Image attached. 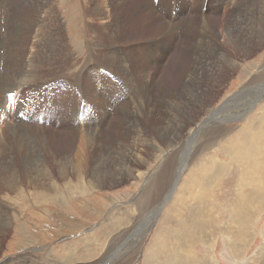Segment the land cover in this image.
I'll return each mask as SVG.
<instances>
[{
  "label": "rangeland",
  "instance_id": "1",
  "mask_svg": "<svg viewBox=\"0 0 264 264\" xmlns=\"http://www.w3.org/2000/svg\"><path fill=\"white\" fill-rule=\"evenodd\" d=\"M20 1L0 0V134L30 128L48 149L23 139L5 150L2 166L24 182L0 195V264H264V208L252 242L236 246L244 213L231 218L230 203L256 191L237 161L264 138V0ZM32 173L57 186L38 188ZM205 216L211 227L181 231Z\"/></svg>",
  "mask_w": 264,
  "mask_h": 264
},
{
  "label": "bare ground",
  "instance_id": "2",
  "mask_svg": "<svg viewBox=\"0 0 264 264\" xmlns=\"http://www.w3.org/2000/svg\"><path fill=\"white\" fill-rule=\"evenodd\" d=\"M20 1V0H19ZM22 1V0H21ZM20 1V2H21ZM15 2V1H14ZM41 4V3H40ZM40 7L42 6V5H39ZM10 8V7H9ZM42 8V7H41ZM48 8V7H47ZM51 8V7H50ZM30 9H31V7H30ZM33 9V8H32ZM264 9V8H263ZM46 11V10H45ZM8 12H10V11H8ZM12 12V11H11ZM13 13V12H12ZM49 14V13H48ZM149 14V13H148ZM5 15V14H4ZM176 15V14H175ZM41 16V15H40ZM248 17V16H247ZM253 17V16H252ZM256 18V17H255ZM44 19V18H43ZM202 20V19H201ZM18 21V20H17ZM35 21V20H34ZM94 21V20H93ZM193 21V20H192ZM211 21V20H210ZM36 22V21H35ZM15 23H17V22H15ZM15 23L13 24V25H15ZM29 23V22H28ZM114 24V23H113ZM164 24V23H163ZM21 26V25H20ZM26 26V25H25ZM103 26V25H102ZM42 27V26H41ZM181 27V26H180ZM23 28V27H22ZM263 29H264V27H263ZM254 30H256V29H254ZM258 30V29H257ZM12 32V31H11ZM49 32V31H48ZM51 32V31H50ZM24 33V32H23ZM51 33H53V32H51ZM263 33H264V31H263ZM262 33V34H263ZM49 34V33H48ZM258 37H260V39H261V32H260V30H259V32H258ZM14 35V34H13ZM17 35V34H16ZM15 36V35H14ZM17 37V36H16ZM20 37V36H19ZM263 38H264V36H263ZM262 38V39H263ZM43 39V38H42ZM41 39V40H42ZM7 40V39H6ZM12 40V39H11ZM16 40V39H15ZM14 40V41H15ZM20 40V39H19ZM18 40V41H19ZM65 40V39H64ZM229 40V39H228ZM14 41H13V43H14ZM17 44V43H16ZM16 44H15V46H14V53L13 52H11V56H10V58L9 59H11V61H9V62H12L15 66L16 65H18V62H19V59L18 58H20V57H17L18 55H17V53L15 54V51L17 50L16 49ZM245 44V43H244ZM249 46V45H248ZM2 50V49H1ZM111 52V51H110ZM221 52V51H220ZM225 54H223V56H224ZM228 55V54H227ZM40 56V55H39ZM115 56V55H114ZM44 58V57H43ZM110 58V57H109ZM113 58V57H112ZM22 60V59H21ZM40 60H42V59H40ZM113 60V59H112ZM115 60V59H114ZM26 61V60H25ZM21 62V61H20ZM121 62V61H120ZM224 63H225V61H223ZM7 63V62H6ZM228 63V62H227ZM234 62H231V63H228V64H233ZM9 64V63H8ZM120 64V63H119ZM157 64V63H156ZM213 64V63H212ZM227 64V65H228ZM237 64V63H236ZM10 65H11V63H10ZM223 65V64H222ZM120 66V65H119ZM118 66V67H119ZM225 66H226V64H225ZM6 67V66H5ZM219 67V66H218ZM222 67V66H221ZM8 68V67H7ZM14 68V67H13ZM85 68V66L81 69V71L82 70H85L84 69ZM95 68V67H94ZM215 68V67H214ZM226 68V67H225ZM2 69V68H1ZM10 69H11V66H10ZM9 69V71H7L6 72V76H5V78L3 79V82L1 81V83H3V85H1V86H4V88H5V86L7 87V84L5 83V81L7 80V78H8V76H10V75H13V69H11L10 70ZM5 70V69H4ZM213 70V69H212ZM27 71V70H26ZM4 72V71H3ZM3 72L1 73V75H0V78L1 77H3ZM9 72V73H8ZM29 72V71H28ZM105 72V71H104ZM5 73V72H4ZM24 73V72H23ZM20 74V73H19ZM26 74V73H25ZM30 74V73H29ZM79 74V73H78ZM86 74V73H85ZM84 75V74H83ZM86 75H88V74H86ZM14 76V75H13ZM80 76V75H79ZM85 77V76H84ZM91 77V76H90ZM11 77H9V79H10ZM93 78V77H92ZM14 79V78H13ZM12 79V80H13ZM79 79V78H78ZM17 80V79H16ZM77 80V79H76ZM9 81V80H8ZM32 80H30V82H31ZM80 81V80H79ZM83 81V80H82ZM14 82V81H13ZM85 82V81H84ZM88 82V81H87ZM91 82V81H90ZM27 83H29V82H27ZM83 83V82H82ZM12 84V83H11ZM26 84V83H25ZM73 84V83H72ZM92 84V83H91ZM150 84V83H149ZM27 85H29V84H27ZM74 85V84H73ZM76 85H77V83H76ZM92 86V85H91ZM9 87H10V85H9ZM25 87V86H24ZM34 87V86H33ZM32 87V88H33ZM81 87V86H80ZM82 87H84V86H82ZM8 89H10V88H8ZM33 90H35V89H33ZM91 90V89H90ZM83 91V90H82ZM89 91V90H88ZM264 93V92H263ZM2 93H0V99L2 98L3 100H2V102H1V105H0V107H2V111H3V113H5V110L7 109V105L5 104V103H7V101L3 98V94L1 95ZM85 94H87V93H85ZM84 95V94H83ZM56 99V98H55ZM59 99V98H58ZM193 99V98H192ZM61 100V99H60ZM97 100V99H96ZM147 100V99H146ZM63 101V100H62ZM68 101H69V99H68ZM81 101V100H80ZM95 101V100H94ZM192 101V100H191ZM92 102V101H91ZM190 105V104H189ZM222 106V105H221ZM78 108V107H77ZM73 109V108H72ZM76 109V108H75ZM102 110V109H101ZM19 111V110H18ZM129 111H131V112H134V109H131V106H129ZM179 111V110H178ZM130 112V113H131ZM2 113V112H1ZM119 113V112H118ZM128 113V112H127ZM181 113V112H180ZM82 114V113H81ZM88 114V113H87ZM191 115V114H190ZM129 116H131V115H129ZM193 116V115H192ZM191 116V117H192ZM21 117V116H20ZM221 117V116H220ZM75 118V117H74ZM87 118V117H86ZM97 118V117H96ZM214 118H218V117H215V116H213V117H211L210 118V120H208V121H212L213 122V120L212 119H214ZM192 119V118H191ZM21 120V119H20ZM179 120V119H178ZM217 120V119H216ZM172 121V120H171ZM207 121V120H206ZM193 122V121H192ZM167 123V122H166ZM210 126V125H209ZM5 127V126H4ZM208 127V126H207ZM11 128V127H10ZM14 130H11L10 131V136L9 137H7L6 136V133L5 132H3L2 134H0V145L2 144V145H5L6 147H4V149H2V150H0V195H2V196H6L5 194L7 193V192H14V191H16V190H18L19 188H20V186H22L23 185V182H24V180H23V178H22V175L20 176V173H19V168L18 167H16V168H14L13 167V165L11 166V167H7V166H2V161H4L5 162V160L9 157V154L8 153H6L5 152V150L6 149H8L9 147L11 148V149H13V151H14V148H16V147H18V146H20L21 145V143H19V141H21V140H23V139H30V140H33L34 141V139H36L37 140V142H36V144L38 143V142H40V143H42L44 146H45V149L47 150L48 149V142H45V140L42 138V134L41 133H39V135L38 136H36V135H34L32 132H31V130H30V128H25L26 129V131H23V130H20V131H18V130H15V128L14 127H12ZM196 128V127H195ZM84 129V128H83ZM155 129H156V131H157V134H158V136H162V135H164L165 134V131L167 130V127H165V126H163L162 124H158L156 127H155ZM175 129V128H174ZM173 129V130H174ZM8 130H9V128H8ZM77 136H79V137H82V142H86V144H88V141L91 143V138L89 137L88 139H86V134H84V132H83V130H82V128L81 129H77ZM170 131V130H169ZM1 132V131H0ZM142 133V132H141ZM259 137V136H258ZM255 138L254 139V142H250V144H248V146H247V148H246V150L241 154V156H242V160H239L238 159V161L237 162H239V165L242 167L243 165H244V167L247 169V171L252 175V177H254V183H256V187H254L255 189H256V191H252L253 192V194H252V196H248V195H245L244 193H248V192H250V191H248V192H246V191H244V190H241V189H239V193H237V195H236V197L230 202L231 203V207H232V213H231V218H233V217H235V215H236V213L239 211V210H241L243 213H244V218H243V220H241V219H238V223H237V227H238V229H236V231H235V234H234V232L231 230V224L230 223H228V225H227V228H226V230H224L226 233H228L229 234V237H231V235L232 234H234V240L236 241V246L237 245H240V246H249L248 244H249V242L251 241V238H250V234L253 232V233H256V232H254V231H252L251 232V229H250V221H251V219H252V217L254 216V215H256L257 213H259L263 208H264V178H263V176H262V173H261V171H263L264 170V138ZM264 137V136H263ZM83 138H85L86 140H84ZM39 140V141H38ZM88 140V141H87ZM140 141L141 140H143L142 138H140L139 139ZM251 140H253V139H251ZM146 141V140H145ZM25 142V141H24ZM35 142V141H34ZM30 143V142H29ZM141 143V142H140ZM154 143V142H153ZM157 144V143H156ZM24 146V145H23ZM29 146H30V144H29ZM158 146V145H157ZM230 146V145H229ZM32 147V146H31ZM34 147V146H33ZM36 147V146H35ZM34 147V148H35ZM139 147V146H138ZM33 148V149H34ZM50 148V147H49ZM18 149V148H17ZM26 149V148H25ZM10 150V149H9ZM35 150H37V148L35 149ZM36 152H38V150L36 151ZM40 152V151H39ZM10 153V152H9ZM42 153H43V150H42ZM12 154V153H11ZM34 154V153H33ZM72 154V153H71ZM134 154H135V152H134ZM133 154V155H134ZM249 154H251V155H253V158L252 159H249L248 158V155ZM37 155V154H36ZM40 155H42L41 153H40ZM44 155V154H43ZM12 156V155H11ZM35 157H37V156H35ZM40 157V156H39ZM84 156H83V146L81 145V146H79L78 147V155H77V158H76V160L74 161V164H76V166H79V167H83L84 168V171L86 170L85 168V165H84V158H83ZM133 156H131V158H132ZM131 158H128V160H127V163H126V160L125 161H123V163H124V165H121V164H119V166H124V167H126V168H132L131 166V161H130V159ZM15 159V154H14V156H12V160H14ZM36 160V159H35ZM74 160V159H73ZM237 160V159H236ZM37 162H38V160H37ZM36 162V163H37ZM142 162H147V158H146V160L144 159V160H142ZM8 163H9V161H8ZM39 163V162H38ZM43 163V162H42ZM13 164V163H12ZM41 164V163H40ZM6 165V164H5ZM39 165V164H38ZM54 165V164H53ZM9 166V165H8ZM36 167H38V166H36ZM43 167V166H42ZM41 167V168H42ZM223 167V166H222ZM35 168V167H34ZM39 168V167H38ZM44 168V167H43ZM43 168H42V171H43ZM40 169V168H39ZM46 170H51L52 169V167L51 168H48L47 166H46V168H45ZM57 169H59L60 170V173H61V175H63L64 177H67L65 174H63L62 172H61V169H63V168H57ZM81 169V168H80ZM123 170V169H122ZM133 170V169H132ZM14 171L16 172V174H17V176L16 177H14ZM34 171V170H33ZM41 172V171H40ZM80 172V171H79ZM42 173V172H41ZM47 173V172H46ZM86 173V172H85ZM131 173H133V171L132 172H129V175L131 174ZM194 173V172H193ZM27 174V173H26ZM34 173H32V175H33ZM69 174V173H68ZM67 174V175H68ZM143 174V173H142ZM179 174V173H178ZM28 175H29V173H28ZM242 175H243V173H242ZM25 176V175H24ZM43 176H44V174H43ZM48 177L49 178H47V179H52V181L55 179V177H54V175H53V173H52V171H51V173L48 175ZM177 177V176H176ZM208 177V176H207ZM244 176H242V178H243ZM43 178V177H42ZM41 178V176L39 177V175L38 174H34V176L33 177H31L30 179H31V182H32V184H37L36 186L38 187V188H46V187H48V186H57V184L56 183H51L50 181L49 182H47V180L45 181V179H42ZM71 178V177H70ZM215 178H217V175L215 174V176L214 177H212L211 179H215ZM257 178H260L261 179V182L259 181L260 179H257ZM246 179V178H245ZM179 180V179H178ZM177 180V182H179ZM28 181H30V180H28ZM45 181V182H44ZM215 181V180H214ZM213 181V182H214ZM102 184V183H101ZM104 184V183H103ZM31 185V184H30ZM97 185V184H96ZM99 187V186H98ZM51 188V187H50ZM77 188V187H76ZM52 190V189H51ZM47 191V190H46ZM15 193V192H14ZM8 195H10V194H8ZM7 195V196H8ZM202 194H201V192H199L197 195H196V198H202V196H201ZM9 197V196H8ZM4 198V197H3ZM207 199V198H206ZM204 200H205V198H204ZM2 202V201H1ZM249 202H253L254 204H255V206H254V210H253V206H252V204L251 203H249ZM207 203V202H206ZM208 203H209V201H208ZM1 205V204H0ZM7 206V205H6ZM1 208V207H0ZM5 208V207H4ZM7 209V208H6ZM9 209V208H8ZM200 209V208H199ZM196 210L195 212L196 213H198V211H200V210ZM4 210V209H3ZM253 210V211H252ZM191 211H193V210H191ZM204 211V210H203ZM209 211L210 210H207V212L209 213ZM252 211V215L250 216V218H247L246 217V214L247 213H249V212H251ZM4 212V211H3ZM7 212V211H6ZM154 212V211H153ZM211 212V211H210ZM151 214V213H150ZM213 214V213H212ZM207 215V214H206ZM211 216H213V215H211ZM199 217L200 216H198V219H199ZM206 217L207 216H205V221L203 222V221H201L199 224L198 223H196V224H194L191 220H187L186 222H187V224H186V222L185 223H181L180 225L182 226V228H181V231L183 230L184 231V229L187 227V230L191 227V226H194V227H198V226H202L204 223H205V225L204 226H206V227H211L212 226V224L211 223H209V221L207 220L206 221ZM209 218V217H208ZM212 219V218H211ZM215 221V220H214ZM4 222V221H3ZM233 223H234V221H233ZM8 224H10V223H8ZM8 224H4V225H2V227L0 228V232H2V234H4L7 230L5 229V227L7 228V226H8ZM215 224V223H214ZM180 226V227H181ZM214 226V225H213ZM246 226H249V228L248 229H246ZM136 228V227H135ZM214 228V227H213ZM222 228H224V227H222ZM252 228V227H251ZM223 231V230H222ZM179 234V239H182V234H180V233H178ZM2 237V235L0 236V240L2 239L1 238ZM252 240H253V237H252ZM183 241H185V239L183 238ZM252 242V241H251ZM98 246H100V243L98 244ZM98 246H97V250H99V248H98ZM100 253L99 252H97L96 253V255H99ZM95 255V256H96ZM94 256V257H95ZM82 264H85V263H82ZM92 264H101V262L99 261V258L98 257H96L95 258V260H94V262L92 263Z\"/></svg>",
  "mask_w": 264,
  "mask_h": 264
},
{
  "label": "crops",
  "instance_id": "3",
  "mask_svg": "<svg viewBox=\"0 0 264 264\" xmlns=\"http://www.w3.org/2000/svg\"><path fill=\"white\" fill-rule=\"evenodd\" d=\"M182 9L184 10V5H183ZM182 9H181V11H179V10L177 11V16L176 17H179V14L182 12ZM165 10H167V12H169L170 17H172V13L171 12H173V10L169 8V5L165 4ZM210 19L211 18H210V15H209V17L204 19V21L208 20V22H209ZM192 20H193V18L188 16L186 21L194 22ZM199 21H203V20L200 19Z\"/></svg>",
  "mask_w": 264,
  "mask_h": 264
},
{
  "label": "water",
  "instance_id": "4",
  "mask_svg": "<svg viewBox=\"0 0 264 264\" xmlns=\"http://www.w3.org/2000/svg\"><path fill=\"white\" fill-rule=\"evenodd\" d=\"M226 102V101H225Z\"/></svg>",
  "mask_w": 264,
  "mask_h": 264
}]
</instances>
